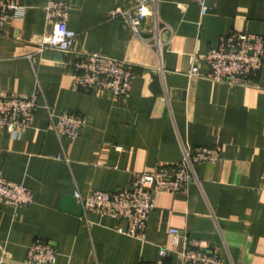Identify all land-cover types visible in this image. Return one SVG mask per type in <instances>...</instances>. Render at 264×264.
I'll use <instances>...</instances> for the list:
<instances>
[{"label":"crops","instance_id":"obj_1","mask_svg":"<svg viewBox=\"0 0 264 264\" xmlns=\"http://www.w3.org/2000/svg\"><path fill=\"white\" fill-rule=\"evenodd\" d=\"M16 1L22 17L0 29V92H38V107L18 139L0 134V176L33 196L25 207L0 202L3 264H23L37 241L55 249V264H179L184 237L224 264H264V58L250 84L236 87L207 80L203 59L224 35L264 37V0H206L205 15L191 0H157L140 27L150 45L110 17L126 2L54 0L70 6L71 53L38 51L52 28L44 19L48 0ZM80 54L129 65L128 94L75 91L72 64ZM47 109L84 117L80 136H58ZM216 143L220 159L195 166L185 191L153 194L142 240L118 234L122 223L73 197L128 188L135 174L180 163L183 149ZM172 229L179 232L174 246Z\"/></svg>","mask_w":264,"mask_h":264},{"label":"built area","instance_id":"obj_2","mask_svg":"<svg viewBox=\"0 0 264 264\" xmlns=\"http://www.w3.org/2000/svg\"><path fill=\"white\" fill-rule=\"evenodd\" d=\"M130 4L126 10L116 8L110 12L111 18H122L131 33L146 45L148 40L140 36L142 23L155 14L157 0H120ZM201 15L208 11L206 0H191ZM23 7L16 0H0V29L11 18L20 19ZM70 6L64 2L48 0L44 6V19L52 28L42 37L38 51L53 50L71 53L76 34L67 26ZM157 25V24H156ZM152 46V44H151ZM264 58V37L230 33L219 39L216 48L209 50L203 59L208 67L205 78L211 82L228 86H247L260 71ZM73 88L78 92H107L120 98L128 94L134 74L129 65L98 54H80L72 64ZM192 68L189 76H196ZM38 92L31 94H11L0 92V134L10 139H18L32 127L34 113L38 107ZM48 110V109H47ZM50 127L60 136L74 140L84 127V117L67 111L48 110ZM221 146L183 149L180 163L160 166L150 173L135 174L130 186L112 193L95 191L85 196L75 191L73 197L84 210H92L100 217H109L122 223L116 232L142 240L150 213L154 209L153 194L161 192L176 194L185 191L194 179V167L202 163H215L220 159ZM32 192L0 176V202L13 207H25L32 203ZM172 245H176L179 232L169 230ZM161 259L167 257L165 249L159 250ZM55 249L44 242H34L28 249L23 264H55ZM0 264L3 261L0 260ZM158 264H166L160 262ZM179 264H224L214 250L203 243L184 237V246L179 253Z\"/></svg>","mask_w":264,"mask_h":264}]
</instances>
